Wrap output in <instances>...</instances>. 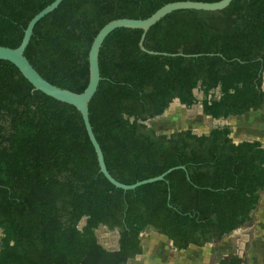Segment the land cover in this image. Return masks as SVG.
Returning <instances> with one entry per match:
<instances>
[{
    "label": "trees",
    "instance_id": "trees-1",
    "mask_svg": "<svg viewBox=\"0 0 264 264\" xmlns=\"http://www.w3.org/2000/svg\"><path fill=\"white\" fill-rule=\"evenodd\" d=\"M53 1L0 0V45L19 46L31 18ZM174 1L62 0L36 23L25 55L51 83L82 92L92 42L106 23L146 18ZM142 33L121 27L105 39L90 122L107 169L123 183L186 169L133 190L116 187L100 171L80 111L0 59V264H126L143 252L146 230L186 249L251 219L264 190L260 140L235 142L228 125L158 133L145 121L175 98L193 105L198 87L214 118L264 107V0L167 14L144 39L158 54L141 49ZM218 88L220 97L209 98ZM100 225L118 230L117 249L99 242ZM242 262L232 255L220 264Z\"/></svg>",
    "mask_w": 264,
    "mask_h": 264
},
{
    "label": "rangeland",
    "instance_id": "rangeland-1",
    "mask_svg": "<svg viewBox=\"0 0 264 264\" xmlns=\"http://www.w3.org/2000/svg\"><path fill=\"white\" fill-rule=\"evenodd\" d=\"M195 95L197 101L193 105L187 106L175 99L163 114L145 123L158 133L191 129L199 134L228 125L231 128L230 136L235 142L257 138L264 146V107L242 115L214 118L203 110V90L196 88ZM220 95V89H216L209 94V98L216 99ZM251 214L250 220L221 239L207 242L203 246L192 244L186 249H177L165 235L146 230L141 233L143 252L129 259L126 264H220L221 259L232 255L242 257L241 264H264V190ZM85 221L84 218L80 222V228ZM95 232L99 242L106 248L118 247V230L100 225Z\"/></svg>",
    "mask_w": 264,
    "mask_h": 264
},
{
    "label": "water",
    "instance_id": "water-1",
    "mask_svg": "<svg viewBox=\"0 0 264 264\" xmlns=\"http://www.w3.org/2000/svg\"><path fill=\"white\" fill-rule=\"evenodd\" d=\"M61 1L62 0H54L51 4L47 5L45 8H43L40 12H38L36 15H34L31 18V20L28 22L22 42L19 46L13 48L9 46L0 45V59L8 60L12 62L14 65H16L18 69L22 72L24 77L30 81V83L34 86L36 90H40L46 95L55 98L56 100L71 104L80 111L88 136L97 154L100 171L116 187L122 188L124 190H133L143 184L152 183L158 180L165 179V176L176 168L186 169L184 165L173 166L157 176L145 178L133 184L123 183L111 175V173L107 169L103 150L96 138L89 116V104L94 94L96 93L99 83L102 79L100 73V65H99L100 49L107 36L113 30L121 27H126V28L142 29L143 33L139 42L141 49L151 54H158L159 52L148 50L144 46V39L150 27L156 24L167 14L175 10H181V9H196V10H208V11L221 10L229 6L232 0H219L214 2L180 0V1H174L164 4L159 9H157L153 14H151L146 18L122 17V18H116L110 20L99 30V32L97 33V35L95 36L92 42L89 51V71H90L89 83L82 92H76L71 89L63 88L51 83L39 73V71L31 64V62L25 55V50L30 42L36 23L46 14L56 9ZM177 54L185 55L184 53H177ZM188 55H197V54H188ZM175 99H177V101H180L179 98H175Z\"/></svg>",
    "mask_w": 264,
    "mask_h": 264
},
{
    "label": "crops",
    "instance_id": "crops-1",
    "mask_svg": "<svg viewBox=\"0 0 264 264\" xmlns=\"http://www.w3.org/2000/svg\"><path fill=\"white\" fill-rule=\"evenodd\" d=\"M255 139H257V138H255Z\"/></svg>",
    "mask_w": 264,
    "mask_h": 264
},
{
    "label": "flooded vegetation",
    "instance_id": "flooded-vegetation-1",
    "mask_svg": "<svg viewBox=\"0 0 264 264\" xmlns=\"http://www.w3.org/2000/svg\"><path fill=\"white\" fill-rule=\"evenodd\" d=\"M219 89V88H218Z\"/></svg>",
    "mask_w": 264,
    "mask_h": 264
}]
</instances>
